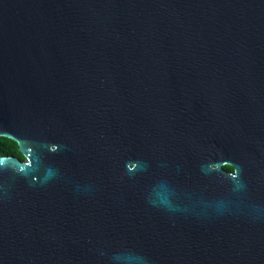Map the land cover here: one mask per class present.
Instances as JSON below:
<instances>
[{
	"label": "water",
	"instance_id": "1",
	"mask_svg": "<svg viewBox=\"0 0 264 264\" xmlns=\"http://www.w3.org/2000/svg\"><path fill=\"white\" fill-rule=\"evenodd\" d=\"M0 137V264H264V0H0Z\"/></svg>",
	"mask_w": 264,
	"mask_h": 264
},
{
	"label": "trees",
	"instance_id": "2",
	"mask_svg": "<svg viewBox=\"0 0 264 264\" xmlns=\"http://www.w3.org/2000/svg\"><path fill=\"white\" fill-rule=\"evenodd\" d=\"M0 156H14L19 160H24V157L18 151L15 141L5 137H0ZM228 165H224V169H230Z\"/></svg>",
	"mask_w": 264,
	"mask_h": 264
},
{
	"label": "flooded vegetation",
	"instance_id": "3",
	"mask_svg": "<svg viewBox=\"0 0 264 264\" xmlns=\"http://www.w3.org/2000/svg\"><path fill=\"white\" fill-rule=\"evenodd\" d=\"M20 161H25V158H24V160H20ZM223 169H224V166H223ZM224 170L227 171V172L233 173V168L232 167L230 169H224Z\"/></svg>",
	"mask_w": 264,
	"mask_h": 264
}]
</instances>
